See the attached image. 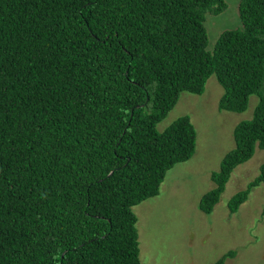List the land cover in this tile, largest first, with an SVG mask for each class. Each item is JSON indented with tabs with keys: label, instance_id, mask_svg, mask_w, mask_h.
<instances>
[{
	"label": "trees",
	"instance_id": "1",
	"mask_svg": "<svg viewBox=\"0 0 264 264\" xmlns=\"http://www.w3.org/2000/svg\"><path fill=\"white\" fill-rule=\"evenodd\" d=\"M226 0H0V264H141L133 206L195 153L182 92L216 75L220 110L254 115L212 173L211 213L233 171L264 148V0L209 49ZM264 183V163L232 213ZM232 250L214 264H226Z\"/></svg>",
	"mask_w": 264,
	"mask_h": 264
},
{
	"label": "rangeland",
	"instance_id": "2",
	"mask_svg": "<svg viewBox=\"0 0 264 264\" xmlns=\"http://www.w3.org/2000/svg\"><path fill=\"white\" fill-rule=\"evenodd\" d=\"M228 8L208 14L206 26L209 49L214 50L221 34L242 26L241 0H226ZM225 90L212 75L203 94L181 93L175 107L160 121L164 131L173 121L190 116L197 130L194 155L168 170L160 193L133 206L137 215L141 264H214L223 255L226 264H264V183L253 187L248 199L232 213L230 200L259 175L264 148L235 168L226 189L211 213L199 205L214 188L212 173L221 167L226 154L235 147L237 124L253 117L260 101L250 97L243 112L219 109Z\"/></svg>",
	"mask_w": 264,
	"mask_h": 264
}]
</instances>
